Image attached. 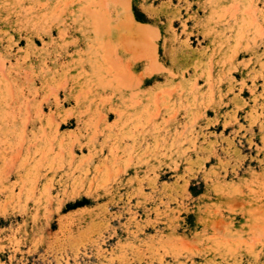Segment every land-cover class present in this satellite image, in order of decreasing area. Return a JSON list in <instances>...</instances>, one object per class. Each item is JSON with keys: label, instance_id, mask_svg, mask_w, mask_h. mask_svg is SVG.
I'll return each mask as SVG.
<instances>
[{"label": "rangeland", "instance_id": "374dc122", "mask_svg": "<svg viewBox=\"0 0 264 264\" xmlns=\"http://www.w3.org/2000/svg\"><path fill=\"white\" fill-rule=\"evenodd\" d=\"M0 264H264V0H0Z\"/></svg>", "mask_w": 264, "mask_h": 264}]
</instances>
